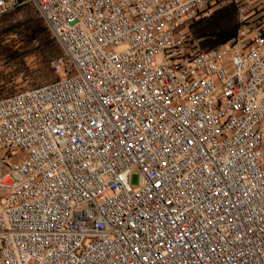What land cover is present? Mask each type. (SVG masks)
<instances>
[{
	"label": "built area",
	"instance_id": "1",
	"mask_svg": "<svg viewBox=\"0 0 264 264\" xmlns=\"http://www.w3.org/2000/svg\"><path fill=\"white\" fill-rule=\"evenodd\" d=\"M27 3L37 9L63 54L52 60L57 78L0 98V172L5 174L0 184L9 185L0 196V264H51L49 253L54 252L58 238L52 229L43 228L45 217L53 228H59L61 237L76 242L77 246L67 253L68 264H84V257L99 264L106 247L101 240L110 244L120 236L116 228L119 214L126 210L135 215L141 201L148 212L156 206L139 195L150 181L168 179L174 175L173 168L187 176L209 157L214 158L218 147L224 149L220 154L223 166L239 155V148L253 134L259 138L261 148L254 143L251 151L260 169H264V157L260 155L264 149V0H113V8L104 9L110 23L92 10L91 15L97 19L90 28L85 27L83 19L87 9L78 14L79 24L72 15L67 23L63 22L67 13L62 0H0V16ZM217 3L234 6L237 34L229 42L205 49L193 32V24L210 17ZM77 28L83 39L74 43ZM109 28L116 33V40L107 35ZM177 108H187L185 115L189 116L195 108L193 121L201 116V111L205 117L211 115L208 128L216 131V136L203 141L205 147L211 144L205 160L196 162L188 158L186 149L175 150L176 143L184 144L179 132L173 131L180 128L183 119L180 112L174 111ZM9 121L11 127L4 132L3 126ZM133 125L139 130L137 140L143 144L142 149L135 144L125 148L120 143L131 139L122 130H130ZM21 128L24 132H20ZM149 131L152 136L141 139ZM183 135L189 133L185 131ZM163 148L171 149L175 155ZM34 154L44 161L43 165ZM186 158L190 167L185 165ZM45 169L51 174H46ZM215 172L216 166L208 164L206 174ZM133 174L138 175L137 185L132 183ZM93 176L95 180L89 183L88 178ZM257 176L264 179L260 170ZM174 178L178 186L182 184L181 175ZM65 184L73 188L87 184L88 190L95 192L83 203H73L64 215L55 201L63 199L56 191H62ZM151 189L152 193L159 191L161 197L169 190L166 185L161 189L152 185ZM178 195L173 190L169 198ZM46 199L59 219L52 218L47 209H43L42 216H29L24 211V207L31 211L37 205L39 213ZM152 199L155 201V195ZM106 205L116 212L107 211L105 219ZM197 207L193 206V212ZM215 207L213 203L212 208ZM253 207L252 216L257 221L254 232L258 234L264 229L260 223L264 207ZM232 223L235 222L230 219L229 224ZM31 225L40 226L47 241L43 248L33 247V243H38V229ZM227 227L221 229V234H209L213 244L219 239L224 245L219 249L221 259L217 264H234L230 254L235 248L225 243L230 239ZM110 232L113 235H108ZM78 233L83 235L82 240H76ZM260 245L261 237L249 232L244 246L249 258L244 264H260L264 258ZM93 249L98 254L94 255ZM107 251L111 258L105 264H117L112 248ZM60 264L64 261L60 260Z\"/></svg>",
	"mask_w": 264,
	"mask_h": 264
},
{
	"label": "snow or ice",
	"instance_id": "2",
	"mask_svg": "<svg viewBox=\"0 0 264 264\" xmlns=\"http://www.w3.org/2000/svg\"><path fill=\"white\" fill-rule=\"evenodd\" d=\"M53 3H55V0H53ZM62 3L66 5L67 14L63 21L65 23H67L68 17L72 15L76 23L79 24L81 17L78 14L85 9L88 10L83 17L86 28L94 25L97 19V16L91 15L92 10H95L100 16H104L105 23H110L108 17L105 16L104 9L111 10L113 8V0H62ZM132 6L136 7V5ZM73 10H75V13ZM57 12H59V8ZM103 26L101 24L100 28L102 29ZM128 30L131 31L130 28ZM107 35L111 36L113 40L117 39L116 33L111 28H109ZM74 36V43H78L83 39V33L79 28L76 29ZM93 36H95V33H93ZM67 38L71 39L72 37ZM101 47H103V42H101ZM164 110L167 111L166 109ZM174 111L180 112L183 119L180 128L173 129V131L179 132L184 141L183 145L176 143L175 150L183 151L186 149L188 158L196 162L205 160V157L209 154L211 144H209V147H205L203 141H210V137L214 138L216 136V131L208 128V124L212 122L211 115L209 114V116L205 117L201 111V116L193 121L191 117L196 114L195 108L191 110L190 116L185 115L188 112L187 108H184L183 111L177 108ZM124 115L127 114L125 113ZM116 119L119 120L120 118L117 117ZM141 124H143V120H141ZM10 127L11 121L3 126V131L7 132ZM104 127L107 128L108 124L105 123ZM236 128H239V125H236ZM185 131L189 133L188 136L183 135ZM20 132H24V129L21 128ZM122 134L131 138L120 142L124 144L125 148H132L134 144L137 148H143V144L137 140L139 130L135 125L130 130H122ZM103 135V130H101L100 136ZM151 136L152 133L149 131L147 137H141V139H147ZM26 138L30 139L29 137ZM160 143L163 146V140ZM254 143L257 148H261V142L255 134L251 135L249 140L245 141L243 146L239 148V155L231 157L223 166L220 162V154L224 149L218 147L215 150L216 155L214 158L209 157L205 160L203 166L196 168L187 176H183L182 172L173 168L172 172L174 175L183 177L182 184L179 186L176 184L174 175L169 176L168 179L161 177L159 181H150L149 187L142 189L139 195L143 200H148L156 206L153 207L151 212H148L141 201L139 202V210H135V215L126 210L119 214V223H117L116 228L120 232V236L117 237L115 242L110 244L103 239L101 240V243H105L106 247L104 256L101 257L99 264H105V261L111 258L107 251L108 247L112 248L117 264H165V261H168L169 264H204V261H207L208 264H217V261L221 259L219 249L223 248L224 245L220 244L219 239H217L216 244H213L212 237L209 234H221V229L225 225H228L226 230L230 235V239L226 240L225 243L229 247L235 248V251L230 254L234 264H244V261L249 258V253L244 247L246 240H248L249 232H253L254 236L259 235L261 237L260 249L264 250V229L258 234L254 232L257 221L252 216V212L255 211L253 204L264 207V204H260V201L264 200V179L257 176V170L264 174V169H260L257 157L251 151ZM28 150L31 151L30 146ZM115 150L114 148L113 151ZM163 151L170 152L173 156L175 155V152L169 148H163ZM233 151H236V149H233ZM250 155L252 156L251 160L249 159ZM260 155L264 157V149H261ZM34 156L39 161V164L43 165L44 161L38 155L34 154ZM157 156L159 157V153H157ZM208 164L216 166L215 173L206 174ZM185 165L187 167L191 166L187 158L185 159ZM4 167L7 169L8 165H4ZM31 167L36 168L37 171L40 170L37 164H32ZM223 168H227V171H223ZM147 171L149 169H145V172ZM45 173L51 174L48 169H45ZM27 174L28 171L25 170L24 175ZM157 175H159V172ZM4 176L5 174L0 172V180H3ZM245 177H251V179H245ZM94 180V176L88 178L89 183ZM201 180L204 183H201ZM214 180L219 182L213 183ZM152 185L156 189H161L166 185L169 190L161 197L159 191L152 193ZM7 187L9 185L0 184V196L3 195V190ZM181 188L183 192H181ZM173 190L179 195L169 198ZM65 192L67 193L66 195L64 194ZM94 192L95 189L88 190L87 184H82L79 188H73L65 184L62 191H56V195L58 197L63 196V199H57L55 204L59 207L61 213L66 215L73 203H83L85 198L91 197ZM153 195H155V201L152 199ZM213 203H216L215 208H212ZM194 205H198L195 212H193ZM225 205H227V208ZM43 209H47L48 214L52 218L59 219L56 211L48 207L47 199L43 201V208L39 213L37 212V205H34L31 211L24 207V211L29 216H42L44 215ZM107 211L115 213L116 209L106 205L105 219ZM209 211L211 212L210 215L208 214ZM221 212L224 213L223 217L220 216ZM190 216L192 219H189ZM201 217L204 218L201 219ZM230 219L235 223L229 224ZM45 221L43 228L52 229L58 238L54 252L49 253L51 264H60V260H63L64 264H68L70 257L67 253L77 246L76 242H70L67 237H61L59 228H53L47 217H45ZM260 223L264 224V218H262ZM111 224L112 222L109 221L110 227ZM183 225L187 227H182ZM31 226L38 229L36 236L38 243H33V247L43 248L47 241L39 231L40 226ZM125 230L129 233L128 235H125ZM50 235L51 233H49ZM89 235L95 234L89 233ZM108 235H113V233L110 232ZM82 239L83 235L78 233L76 240ZM248 242L251 243V241ZM59 245H65V247H60ZM118 245L119 248H117ZM185 247L188 248L187 252L184 251ZM252 247L256 248L257 245L252 244ZM93 252L94 255L98 254L96 249H93ZM197 253H199L198 259ZM153 255L156 257L155 260H153ZM121 257H123L122 261ZM83 259L84 264H96L95 260L90 261L87 257ZM260 264H264V258H261Z\"/></svg>",
	"mask_w": 264,
	"mask_h": 264
},
{
	"label": "rangeland",
	"instance_id": "3",
	"mask_svg": "<svg viewBox=\"0 0 264 264\" xmlns=\"http://www.w3.org/2000/svg\"><path fill=\"white\" fill-rule=\"evenodd\" d=\"M226 4L217 3L211 14ZM29 14L41 18L30 3L0 16V98L55 78L54 74L44 69L38 45L29 43L28 38L23 36L22 24ZM132 183L137 185V174L132 175Z\"/></svg>",
	"mask_w": 264,
	"mask_h": 264
},
{
	"label": "trees",
	"instance_id": "4",
	"mask_svg": "<svg viewBox=\"0 0 264 264\" xmlns=\"http://www.w3.org/2000/svg\"><path fill=\"white\" fill-rule=\"evenodd\" d=\"M22 25L23 36L28 38L29 43L37 44L40 48L39 56L44 69L54 74L55 78H57L52 68V60L56 56H61L63 52L56 40L51 36L43 20L36 15L29 14ZM237 30L236 10L231 4H226L217 9L210 17L196 21L193 24V32L201 40L205 49H211L229 42L236 37Z\"/></svg>",
	"mask_w": 264,
	"mask_h": 264
}]
</instances>
